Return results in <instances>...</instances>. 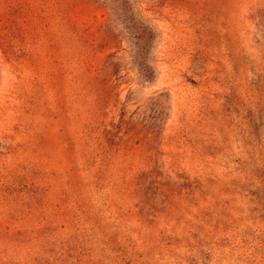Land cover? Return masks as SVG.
Segmentation results:
<instances>
[{
  "label": "rangeland",
  "instance_id": "rangeland-1",
  "mask_svg": "<svg viewBox=\"0 0 264 264\" xmlns=\"http://www.w3.org/2000/svg\"><path fill=\"white\" fill-rule=\"evenodd\" d=\"M0 264H264V0H0Z\"/></svg>",
  "mask_w": 264,
  "mask_h": 264
}]
</instances>
